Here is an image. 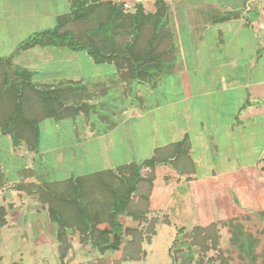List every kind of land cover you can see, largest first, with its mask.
<instances>
[{
  "label": "crops",
  "instance_id": "0c3cea01",
  "mask_svg": "<svg viewBox=\"0 0 264 264\" xmlns=\"http://www.w3.org/2000/svg\"><path fill=\"white\" fill-rule=\"evenodd\" d=\"M165 1L175 41L173 72L155 89L137 85L138 97L120 107V113L109 110L117 121L107 130H88L86 142L104 138L110 152L115 129L130 118L136 129L124 133L132 136L128 144L132 141L133 149L144 154L134 160L141 162L155 148L186 136L191 169L185 165L178 173L170 167L163 188L166 209L176 223L172 225L216 232L218 248L234 259L239 256L235 246L244 248L247 239L258 240V248L264 249V0ZM147 10H155L154 0ZM96 116L92 110L91 123ZM27 156L32 162L24 168L40 173L34 166L44 152ZM154 193L155 185L152 201ZM225 239L238 243L227 245Z\"/></svg>",
  "mask_w": 264,
  "mask_h": 264
},
{
  "label": "trees",
  "instance_id": "16d2710c",
  "mask_svg": "<svg viewBox=\"0 0 264 264\" xmlns=\"http://www.w3.org/2000/svg\"><path fill=\"white\" fill-rule=\"evenodd\" d=\"M69 3V11L57 17L54 26L29 36L19 49L39 46L86 51L94 63L112 66L113 72L106 80L60 78L37 82L34 70L12 66L0 58V133L10 137L13 148L36 152L39 126L47 119L56 122L73 119L76 123V119L89 118L92 110L114 108L115 104L102 102L101 98L117 83L128 87L133 99L137 85L155 89L173 72L175 41L165 0H154V11L145 9L141 2L131 7L124 0H69ZM109 81L111 84L107 85ZM189 148L185 136L155 148L141 162L131 161L115 169L62 180H49L46 175L24 167L17 172V179H9L0 156V190L13 188L21 197L23 193L35 195L54 226L60 259L67 257L71 248L69 235L75 232L82 243H90L100 254L119 250L122 236L133 233L115 262L137 261L143 252L142 233L137 227L126 226L124 221L141 222L151 201L157 166H169L178 173L185 165L191 167ZM6 217L7 209L0 205V226L6 225ZM176 230L178 234H186L190 244L203 254L211 249L208 243L211 231L201 227ZM93 264L106 261L100 258Z\"/></svg>",
  "mask_w": 264,
  "mask_h": 264
},
{
  "label": "rangeland",
  "instance_id": "374dc122",
  "mask_svg": "<svg viewBox=\"0 0 264 264\" xmlns=\"http://www.w3.org/2000/svg\"><path fill=\"white\" fill-rule=\"evenodd\" d=\"M124 1L131 7L136 2H141L149 9L153 0ZM69 4V0H0V58L10 62L12 66L19 65L34 70L37 82L61 77L108 78L113 68L94 63L86 51L73 52L67 48L61 50L39 46L19 49L29 36L54 26L56 18L69 11ZM181 30H185L184 25ZM184 34L180 33L182 36ZM115 87L101 98L102 102L113 103L115 107L98 109L93 123L90 118L85 117L76 119V123L73 119L59 122L47 119L40 123L38 150L44 152V159L38 166H34L35 169L43 174L48 173L49 180H59L114 168L144 156L136 152V147L133 149L132 141L128 144L132 136H126L124 130L136 129L134 120L130 118L128 121L125 119L126 124L119 123L115 129L112 137L116 144L110 152L106 149L104 138L86 142L88 130H107L109 123L117 121L116 116L110 114V109L120 113V107L133 101L128 87ZM145 120H148L147 117ZM24 152L23 148H13L10 137L0 133V156L9 179H17V172L32 162L27 152ZM171 172L169 166L156 167L153 201L150 199L141 222L124 221L126 226L137 227L141 231L143 252L140 260H126L120 264H183L188 261L191 264H264V249L258 248V240L247 239V246L244 248L241 245L235 246L239 256L230 259L221 249L222 246L218 248L220 239L216 232H210L208 243L211 249L204 254L197 246L190 244V238L186 234H178L177 227L172 225V222L174 225L176 223L167 211L164 199L165 180L170 177L168 175ZM0 205L7 209L6 225L0 226V264H93L100 258L105 259L106 264H116L122 248L133 237V233L124 234L119 250L100 254L90 243H82L75 232L69 235L71 248L67 257L60 259L54 226L43 212L38 213L39 204L35 199L21 198L13 188H6L0 190ZM225 242L228 245L230 241L225 239ZM237 243L230 242L232 245ZM214 247L220 252L219 256Z\"/></svg>",
  "mask_w": 264,
  "mask_h": 264
},
{
  "label": "built area",
  "instance_id": "2783aa9c",
  "mask_svg": "<svg viewBox=\"0 0 264 264\" xmlns=\"http://www.w3.org/2000/svg\"><path fill=\"white\" fill-rule=\"evenodd\" d=\"M261 27L264 29V22L262 23Z\"/></svg>",
  "mask_w": 264,
  "mask_h": 264
}]
</instances>
